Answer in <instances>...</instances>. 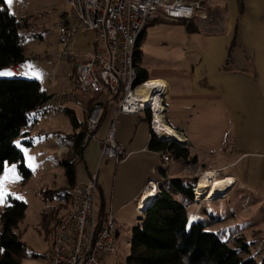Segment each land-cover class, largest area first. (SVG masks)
Wrapping results in <instances>:
<instances>
[{"label":"crops","instance_id":"1","mask_svg":"<svg viewBox=\"0 0 264 264\" xmlns=\"http://www.w3.org/2000/svg\"><path fill=\"white\" fill-rule=\"evenodd\" d=\"M204 6L212 17V24L205 27L196 22L198 28L195 26L190 31L189 55L194 59L188 81L172 82L167 77H150L147 73L148 78L150 82L162 83L160 98L166 95L168 87L163 124L175 132L178 143L188 145L191 157L197 159L192 164L202 172H211L215 180L230 179V188H236L250 208V225L264 231V0H204ZM95 44L93 32L80 33L74 39L77 52L91 51ZM59 53L60 44L54 57L57 62ZM143 59L144 53L141 62ZM63 61L66 65L72 63L76 72L77 58ZM47 94L53 97L69 94L83 99L89 107L92 105L91 97L79 94L77 88L71 93L50 91ZM99 100L106 101V97ZM66 109L72 110L78 122L84 124L87 116L81 108L70 105ZM66 109L31 123L24 131L23 140L31 143L23 144L33 147L34 138L48 132L54 136L57 147L58 139L73 134ZM105 109L97 140L84 149L76 162V166L81 165L79 177L76 170V185L98 175L97 211L99 216L103 212L102 219L108 212L114 214L118 223L117 241L120 226L139 224L143 213L139 211L138 200L149 182L175 180L187 174L188 169L195 172L198 168L182 161L165 163L162 153L150 150L151 116L146 112L121 115L118 119L116 141L125 150V160L119 164L101 160V142L116 116L114 103L106 104ZM60 115L68 116L70 131H64L58 123ZM46 253L43 264H48Z\"/></svg>","mask_w":264,"mask_h":264},{"label":"rangeland","instance_id":"2","mask_svg":"<svg viewBox=\"0 0 264 264\" xmlns=\"http://www.w3.org/2000/svg\"><path fill=\"white\" fill-rule=\"evenodd\" d=\"M6 5L9 12L23 24L20 34L25 43V61L22 63L21 68L27 72V78L38 80L47 93L50 91H59V93L74 92L76 89L74 65L72 63L66 65L64 61L60 62L58 59L57 62L54 58L57 57L59 48L57 25L62 15L70 10L65 1L13 0L10 6L7 3ZM186 22L196 24L194 21H181L179 23L157 21L145 29L146 34L142 46L144 59L140 63V68L145 70L150 77L163 76L169 78L172 82L182 80L186 83L188 81L189 67L194 58L189 55L190 37L192 35L187 30ZM195 24L194 26H196ZM0 73L10 72L4 70ZM10 78H14V76L12 74H0V79ZM167 93L168 87L162 104L163 108ZM63 96H57V98ZM96 100L91 98V104ZM171 106L170 102L168 107L171 108ZM147 111L152 114L149 109ZM60 116L58 123L64 131H70L71 124L69 118H67L68 116ZM46 135L36 136L33 147L25 146L23 137L16 141V146L24 153L26 167L32 172L30 179H24L18 165L9 163L5 165L4 173L0 178V182H2L0 183V191L6 192L3 202L0 203V214L7 205L8 196L22 200L28 206L25 218L17 230L25 247L26 258L23 264L44 263L43 256L46 251L50 250L49 247L56 238L60 219L67 216L73 209V202L70 200L62 203L64 207L61 211L57 209L59 204L57 200L58 193L67 186L61 161L64 158L68 159L67 155L69 153L59 157L57 155L58 148L54 144V136L48 132H46ZM175 136L173 138L157 136V138L161 141L164 140V142H179L176 141V134ZM170 160L172 159L170 158ZM80 166H76L78 177ZM190 166L193 168L195 164L191 163ZM10 169H14V171H9ZM195 169H197L195 172L188 169L187 174L183 173L181 175L180 172L181 178H173L175 180L186 179L187 182L191 183L195 182L194 196L198 201L189 202L182 196L175 194V199L187 209L189 227L195 223H201L207 231L217 234L223 242L233 249H236L239 245L238 239H241V241L243 239V242L245 241L250 246V253H244L242 257H252L260 262L264 255V231L258 226L250 225L252 217L249 211L250 208L245 205V198L239 196L240 193L236 188L229 187L227 191L222 192L224 196L219 193L214 198L215 201L213 200L210 203L203 201L207 199L205 194L208 189L202 191L201 197H198L197 186L202 175L207 173L200 171L201 168L198 166H195ZM5 176L8 177L7 180H5ZM162 183L159 182V186ZM135 227L137 226H127L126 228L120 226V236L116 241L117 252L114 255L104 257L103 264H127L126 260L130 255L133 229ZM1 228L0 217V231ZM33 255H37L38 258H33Z\"/></svg>","mask_w":264,"mask_h":264},{"label":"built area","instance_id":"3","mask_svg":"<svg viewBox=\"0 0 264 264\" xmlns=\"http://www.w3.org/2000/svg\"><path fill=\"white\" fill-rule=\"evenodd\" d=\"M69 11L62 15L58 25L60 55L58 60L77 58L76 88L83 96L97 99L89 107L83 99L73 95L53 97L34 111L37 118L58 113L74 105L86 113L85 134L82 147L97 140V133L108 103H114L116 116L101 142V160L119 164L125 160V150L116 141V126L121 115H138L151 111L150 128L157 134L152 108L143 107L137 96L140 87L135 63L137 44L145 29L157 21L179 23L194 21L207 27L212 17L204 6V0H64ZM83 32L96 36L95 48L88 52L74 49L75 37ZM8 71L16 77H26L19 66ZM167 91V90H166ZM165 91V93H166ZM106 97V101L99 98ZM166 95L162 98V104ZM164 109V108H163ZM164 111V110H163ZM75 145L71 139L57 140L58 156L69 153ZM165 163L170 162L163 155ZM98 175L89 182L77 185L72 193L73 209L57 227L55 242L46 253L48 264H103V258L117 252L118 223L113 213L101 219L97 211ZM154 198L144 202L145 194ZM161 193L158 182L151 181L138 200V208L144 213ZM195 201H198L195 198Z\"/></svg>","mask_w":264,"mask_h":264},{"label":"trees","instance_id":"4","mask_svg":"<svg viewBox=\"0 0 264 264\" xmlns=\"http://www.w3.org/2000/svg\"><path fill=\"white\" fill-rule=\"evenodd\" d=\"M187 23V30L195 29L193 23ZM22 26L21 21L9 12L5 0H0V71H8L10 66L21 68L25 61V43L20 34ZM144 34L145 31L135 53L140 84L149 80L147 72L140 68L143 56L140 48ZM27 77L28 74L26 77L0 79V178L7 163L18 165L25 180L31 178L32 172L26 167L25 157L16 146V141L20 137L25 138L26 128L39 119L34 115L36 108L53 98L43 90L38 80ZM66 111L74 133L63 137L71 139L75 145L67 155L69 158L61 161L67 186L58 193V211L63 209L62 203L67 200L72 202V193L77 186L76 162L85 149L82 141L86 124L79 123L72 110ZM146 113L151 116L149 111ZM23 143L29 145L31 142L28 140ZM149 148L168 155L174 161H182L185 165L196 162L187 145L164 142L154 134L151 135ZM162 173L166 178L164 171ZM163 182L160 184L161 193L144 211L139 224L133 229L127 264H264V257L260 262L252 257H242L244 253H250V246L241 239H238L237 248L233 249L217 234L207 231L203 224L195 223L189 227L187 209L175 199V194L195 202V182L180 179ZM6 201L7 205L0 214V264H23L26 258L25 247L17 230L25 218L28 206L12 196H8ZM102 215L103 212L100 213L101 219ZM32 257L38 258L37 255Z\"/></svg>","mask_w":264,"mask_h":264},{"label":"bare ground","instance_id":"5","mask_svg":"<svg viewBox=\"0 0 264 264\" xmlns=\"http://www.w3.org/2000/svg\"><path fill=\"white\" fill-rule=\"evenodd\" d=\"M162 85L161 82L154 81L145 84L140 87L137 91V96L139 100L142 102L143 107L152 108L154 112V117L156 121L157 134L161 137L173 138L175 135L172 131L167 129L163 124V106H162V96L160 98V90L159 87ZM161 106H158V105ZM162 107V108H161ZM232 181L230 179L225 180H215L214 175L211 172L202 175V178L199 181L197 186V195L201 197L202 191L208 189L205 196L208 200H211L218 196L219 193L227 191V189L231 186ZM154 198L153 193L145 194L144 202ZM145 210L148 208V204L144 205Z\"/></svg>","mask_w":264,"mask_h":264},{"label":"snow or ice","instance_id":"6","mask_svg":"<svg viewBox=\"0 0 264 264\" xmlns=\"http://www.w3.org/2000/svg\"><path fill=\"white\" fill-rule=\"evenodd\" d=\"M6 3L10 6L13 3V0H6ZM3 75H11V73H0ZM9 171H14V169H10ZM8 177L5 176V180H7ZM2 183V182H0ZM6 192L5 191H0V203L3 202L4 198H5Z\"/></svg>","mask_w":264,"mask_h":264},{"label":"water","instance_id":"7","mask_svg":"<svg viewBox=\"0 0 264 264\" xmlns=\"http://www.w3.org/2000/svg\"><path fill=\"white\" fill-rule=\"evenodd\" d=\"M164 141V140H163ZM177 141V140H176Z\"/></svg>","mask_w":264,"mask_h":264}]
</instances>
